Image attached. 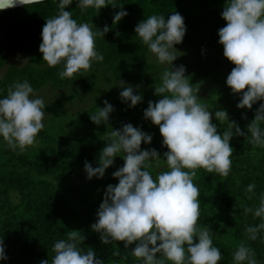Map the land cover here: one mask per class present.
I'll list each match as a JSON object with an SVG mask.
<instances>
[{
	"label": "clouds",
	"instance_id": "obj_1",
	"mask_svg": "<svg viewBox=\"0 0 264 264\" xmlns=\"http://www.w3.org/2000/svg\"><path fill=\"white\" fill-rule=\"evenodd\" d=\"M44 0H0V11L17 5L40 4ZM73 0H59L58 14L47 18L42 28L39 52L49 67L63 65L58 73L61 79H71L75 74L87 72L93 61H103L96 50L97 37H104L110 29L96 28L93 23H78L72 12L65 9ZM113 0H78L82 12L94 8L101 10ZM113 17L118 24L128 13L122 7ZM226 26L218 32L224 57L234 65L226 84L233 94L240 95L239 109H251L257 101L264 100V0H227L222 12ZM95 27V31L93 30ZM186 28L184 18L174 12L167 19L151 15L135 27L137 37L155 55L161 65H168L154 84V94L162 97L158 102L149 101L144 118L159 127L163 146L168 151L161 159L155 149L141 150L142 142L150 144L152 135L131 124L106 133V146L99 155L98 167L85 162L88 179L103 178L114 159L121 156L123 167L113 173L119 182L108 185L103 202L97 212V222L91 225L100 235L102 244L123 242L125 249L135 243L131 256L142 264H219L223 259L218 247L213 246L208 226L199 227L200 190L194 183L197 169L228 176L234 149L230 146L233 136H244L235 122H229L225 110L215 111V119L228 122V129L218 134L212 122L213 113L198 98L200 85H193L185 76V67L173 68V62L184 55L174 47L181 44ZM122 87L120 98L135 107L142 95L134 94L132 86ZM113 107L104 101L90 120L100 125L108 122ZM45 102L35 95L31 84L13 82L7 95L0 98V137L12 150L24 151L35 143L44 128ZM264 104L247 126L251 143L264 146ZM166 164L167 170L153 176L151 169ZM255 184H249L246 194H252ZM249 199L252 196L249 195ZM252 213L261 222L246 228L248 239L255 241L264 231V195L255 209L245 207L244 215ZM82 232H67L66 239L58 240L52 247L51 264H104L91 248L80 247L85 239ZM198 242H194L197 241ZM159 254V255H158ZM119 256V250L113 252ZM126 258V257H125ZM3 241L0 240V260H6ZM235 264H258L255 251L243 241L233 253ZM40 264H49L42 260Z\"/></svg>",
	"mask_w": 264,
	"mask_h": 264
},
{
	"label": "trees",
	"instance_id": "obj_2",
	"mask_svg": "<svg viewBox=\"0 0 264 264\" xmlns=\"http://www.w3.org/2000/svg\"><path fill=\"white\" fill-rule=\"evenodd\" d=\"M226 2L113 0L117 6L115 9L109 4L101 10L89 8L82 12L77 8L78 0H73L65 9L72 12L73 19L78 23H93L101 31L107 26L110 31L103 38L96 39V50L103 55V61H93L89 71L75 74L71 79H61L58 73L63 70V65L49 67L39 52L42 28L47 18L58 14L59 0H44L40 4L0 11V68L7 63L8 53L14 51L26 53L29 61L24 66H9L0 77V98H4L8 87L17 81L27 80L34 91L47 85L55 90L62 89L78 81L84 90L90 91L100 76L107 81L122 80L130 78L137 71H152L156 66L145 60L149 50L135 33V27L140 22L151 15H163L167 19L178 12L184 18L186 28L181 44H187L193 42L194 36L200 31V22L207 16L212 18L217 27H221V24L226 26V21L222 19ZM122 6L128 15L113 25V17ZM194 77L198 80L204 76ZM75 97L76 94L67 95L53 104L45 105V112L51 113L53 119L60 118L65 115V102ZM210 102L211 109L216 110L214 99ZM239 102L240 95L237 94L232 107ZM117 103L119 112L110 113L108 122L100 125L90 120L97 106L92 105L84 110L80 115L82 131L76 134H61L58 127L55 130V126L51 127V131L43 128L37 135L40 147L33 149L30 154L20 152L19 149L12 151L6 143H2L0 137V240L3 241L7 256L6 260H0V264H40L42 260H49L51 264L53 245L58 240L66 239L67 232L72 230L82 232L85 239L80 247L84 250L91 248L104 264H142L130 254L135 243L127 249L123 242L102 244L100 235L91 228L97 222V212L108 185L113 182V173L123 167L124 162H116L106 169L103 178L90 179L89 187L97 190L100 185L104 186L97 192V198L86 196L80 187L64 184L70 174L85 172V162L93 168L99 166V155L107 142L104 129L113 118L117 117L120 123L117 125L118 130L129 117L136 119L134 113L138 111L137 105L130 107V102L125 103L121 98ZM222 104L227 108L230 103L226 100ZM261 104H264V100L257 101L251 109L237 107L233 116L232 107H229V122H235L245 135H234L230 140L234 151L228 176L209 173L202 168L196 170L194 183L200 190L201 205L198 226L209 227L213 246L220 249L223 257L219 264H235L233 253L242 241L255 251L258 264H264V231L258 234L255 241L248 239L246 233L247 227L256 226L261 220L252 213L244 215V208H257L260 197L264 195V146L251 143L250 134L247 133V126ZM212 122L217 125L218 134L222 135L228 129L227 121L219 122L215 119ZM260 127L264 131V122ZM157 145L152 142L146 144V148L145 145L141 146V150L157 151ZM23 167L24 171L21 170ZM151 171L155 176L156 168ZM249 184L256 186L252 194H246ZM12 192L18 195L16 202L11 199ZM249 195L252 199L248 198ZM116 250H119V256L113 255Z\"/></svg>",
	"mask_w": 264,
	"mask_h": 264
},
{
	"label": "rangeland",
	"instance_id": "obj_3",
	"mask_svg": "<svg viewBox=\"0 0 264 264\" xmlns=\"http://www.w3.org/2000/svg\"><path fill=\"white\" fill-rule=\"evenodd\" d=\"M201 12V11H200ZM221 27H217L212 21L210 16H207L203 22H200L199 33L194 36V40L187 44L174 45L178 52L184 53V55L179 56L174 62L172 67L178 68L183 65L186 69L185 76L190 78V82L193 85L199 84L198 98L204 103L209 111H212L213 117L212 121L215 120V111L223 110L227 112L228 117H230L229 109L232 107L234 99H236L237 94H233L231 89L227 86L226 80L227 76L230 74L234 65L230 63L223 55V46L219 43L218 32L225 25L221 24ZM145 60L156 66V69L152 71H137L132 74L128 79H111L107 81L101 76L96 81L93 90L86 91L82 88L80 82L75 81L71 83L68 87L62 89H52L49 85L38 89L35 95L42 98L45 105L53 104L58 99H63V97L71 94H76L70 102H65L64 111L65 115L60 118L53 119V115L49 112H45V119L43 121L44 128L51 131L52 126H55V130L60 129L61 134H71L78 133L81 130L80 124L81 113L92 107L97 106V108L104 107V101L107 100L113 107L112 113H118V100L120 98V92L123 90L118 84V81H123L124 86H132L134 89V94L142 95V101L136 106L138 111L134 113L136 119L129 117L127 122L124 124H131L133 127L140 129L142 132L152 135L153 144H158L157 152L161 159L164 158V153L168 149L163 146V138L160 134L159 127L152 124L150 120L144 118V111L148 107L149 101L153 103L158 102L162 97L156 96L154 94V84L160 82V75L168 65H161L154 54L150 51L147 52ZM29 63L27 54L22 51H14L8 53L7 63L0 68V77H2L9 66H24ZM194 75L204 76L201 79L195 80ZM108 75L107 77H109ZM106 78V77H105ZM217 104L216 110L211 109L210 101L213 100ZM230 103L227 108L222 106V102ZM221 107L219 108V106ZM230 107V108H229ZM232 109V116L234 111H237V106ZM117 115V114H116ZM117 117L113 118L108 126L104 129V134L111 132V130H118L117 125H119ZM124 125H121L122 127ZM93 130L92 128H90ZM52 133V132H51ZM2 143H6L1 137ZM151 142V143H152ZM146 148V144L142 142L141 146ZM40 147L39 138L36 137L35 143L32 146L27 147L24 151H20L26 154H30L33 149ZM122 164L124 162L121 156H117L114 159V163ZM113 163V164H114ZM25 167L21 168L24 171ZM167 169L166 164H161L160 168H156L155 173L162 172ZM118 180L113 178V182L109 185H117ZM90 180L87 177L86 172L76 171L70 174L66 181L64 182L67 186L80 187L84 190L86 196L93 198L98 197V193L103 189V185L96 190L94 187H89ZM88 184V185H87ZM104 197V196H103ZM11 199L16 202L18 195L15 192L11 193Z\"/></svg>",
	"mask_w": 264,
	"mask_h": 264
},
{
	"label": "water",
	"instance_id": "obj_4",
	"mask_svg": "<svg viewBox=\"0 0 264 264\" xmlns=\"http://www.w3.org/2000/svg\"><path fill=\"white\" fill-rule=\"evenodd\" d=\"M21 6H23V5H17V6H16V7H14V8L21 7ZM14 8H10V9H14Z\"/></svg>",
	"mask_w": 264,
	"mask_h": 264
}]
</instances>
